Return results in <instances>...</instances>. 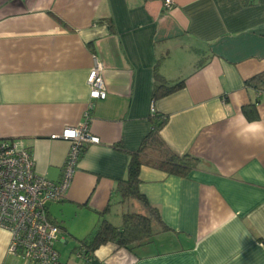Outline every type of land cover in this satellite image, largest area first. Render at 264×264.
Here are the masks:
<instances>
[{
	"label": "crops",
	"instance_id": "crops-1",
	"mask_svg": "<svg viewBox=\"0 0 264 264\" xmlns=\"http://www.w3.org/2000/svg\"><path fill=\"white\" fill-rule=\"evenodd\" d=\"M0 0V140L30 151L37 175L58 182L69 151L60 136L85 122L87 144L61 202L59 264H264V0ZM104 66V100L86 78ZM162 81L184 87L155 97ZM151 108L154 112H151ZM156 116L159 136L198 165L186 176L143 165L138 189L158 211L150 242L104 244L78 256L102 221L120 227L118 183ZM0 264H30L8 254ZM85 251V250H84ZM86 254V251L84 252Z\"/></svg>",
	"mask_w": 264,
	"mask_h": 264
},
{
	"label": "built area",
	"instance_id": "built-area-1",
	"mask_svg": "<svg viewBox=\"0 0 264 264\" xmlns=\"http://www.w3.org/2000/svg\"><path fill=\"white\" fill-rule=\"evenodd\" d=\"M164 6L170 8L172 2L165 0ZM103 70V64L94 60L86 78L92 100L106 98ZM151 112H154L153 108ZM84 119L79 126L66 128L60 136H52L68 141L70 145L58 182L36 174L30 151L0 140V228L10 234L8 254L30 264H59L55 244L60 229L48 220L47 204L64 199L85 146L99 143L98 138L87 130L88 113L84 114ZM84 250L80 249L78 256L86 259Z\"/></svg>",
	"mask_w": 264,
	"mask_h": 264
},
{
	"label": "trees",
	"instance_id": "trees-1",
	"mask_svg": "<svg viewBox=\"0 0 264 264\" xmlns=\"http://www.w3.org/2000/svg\"><path fill=\"white\" fill-rule=\"evenodd\" d=\"M246 86L260 90L264 84V75H256L246 81ZM184 87V81L166 85L160 81L155 87V97H166ZM151 132L142 142L139 150L130 154L127 167V177L118 183V191L123 199H136L145 209V214L126 213L123 215L120 227H114L107 221H102L99 228L90 237L81 242L80 248H85L86 255L93 253L98 247L112 243L118 248L128 251L145 245L153 237L154 225L161 222L158 211L153 208L146 197L139 192V172L143 165L163 170L169 174L186 176L198 165V160L191 155H178L171 151L159 136V131L166 122V117L156 116Z\"/></svg>",
	"mask_w": 264,
	"mask_h": 264
},
{
	"label": "rangeland",
	"instance_id": "rangeland-1",
	"mask_svg": "<svg viewBox=\"0 0 264 264\" xmlns=\"http://www.w3.org/2000/svg\"><path fill=\"white\" fill-rule=\"evenodd\" d=\"M133 206L134 204L131 203L130 200L125 201V204H124L125 213H137L136 209Z\"/></svg>",
	"mask_w": 264,
	"mask_h": 264
}]
</instances>
